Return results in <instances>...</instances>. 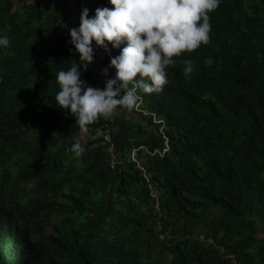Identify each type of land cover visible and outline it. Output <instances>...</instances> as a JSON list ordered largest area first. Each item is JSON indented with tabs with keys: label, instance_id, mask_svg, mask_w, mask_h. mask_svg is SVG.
Here are the masks:
<instances>
[{
	"label": "trees",
	"instance_id": "1",
	"mask_svg": "<svg viewBox=\"0 0 264 264\" xmlns=\"http://www.w3.org/2000/svg\"><path fill=\"white\" fill-rule=\"evenodd\" d=\"M80 1L0 0V264H264V0Z\"/></svg>",
	"mask_w": 264,
	"mask_h": 264
},
{
	"label": "built area",
	"instance_id": "2",
	"mask_svg": "<svg viewBox=\"0 0 264 264\" xmlns=\"http://www.w3.org/2000/svg\"><path fill=\"white\" fill-rule=\"evenodd\" d=\"M79 2V13L80 16V25L82 28L89 29L90 32H93L95 34V31L88 25L86 19H85V7L83 3L80 0H76ZM110 60H114L113 57H110ZM121 80H126L125 75H121ZM134 88L132 89V92H134ZM135 109H138V102L135 103ZM112 128L105 123L100 129H98V137H99V144L102 146L103 150L106 152L108 157V163L111 168L115 166V163L117 162V156L115 154V145L113 142V136L111 133ZM139 149L146 150L145 146L139 145L137 147H132L129 150V159L133 162H135L137 165H139V160L137 157V151ZM210 241V240H209Z\"/></svg>",
	"mask_w": 264,
	"mask_h": 264
},
{
	"label": "crops",
	"instance_id": "3",
	"mask_svg": "<svg viewBox=\"0 0 264 264\" xmlns=\"http://www.w3.org/2000/svg\"><path fill=\"white\" fill-rule=\"evenodd\" d=\"M61 3H64L66 5V8L69 11V15L67 16V25H71V19H72V14H73L72 10L76 9V4L73 0H62ZM70 17H71V19H70ZM70 27H71V29H73L72 26H70ZM111 73L112 72H109V73H106L105 76H101V82L102 83L106 82V84L109 85L110 79H112V78L114 79V75H113V73L112 74Z\"/></svg>",
	"mask_w": 264,
	"mask_h": 264
},
{
	"label": "rangeland",
	"instance_id": "4",
	"mask_svg": "<svg viewBox=\"0 0 264 264\" xmlns=\"http://www.w3.org/2000/svg\"><path fill=\"white\" fill-rule=\"evenodd\" d=\"M74 1V0H73ZM75 2V1H74ZM75 4H76V9L75 10H72V12H73V14H72V19H71V17H70V19H71V25H68V26H72L73 27V30L77 33V34H79V31H78V29H80V28H82L81 27V25L79 26V19H80V16H81V14L79 13V7H78V9H77V3L75 2ZM21 6V3H19L18 5H17V8L18 7H20ZM81 37H83V34L82 33H80V38ZM112 74V73H111ZM114 75V74H113ZM114 80H115V78H114ZM101 84H102V86L103 85H105V83H102L101 82ZM120 86V85H119ZM79 137L83 140V141H85V137H84V135L83 134H79ZM259 237H263V235L262 234H260V233H258L257 234Z\"/></svg>",
	"mask_w": 264,
	"mask_h": 264
}]
</instances>
